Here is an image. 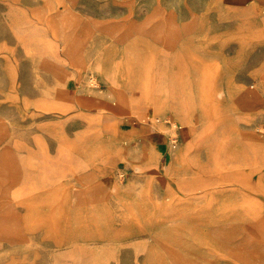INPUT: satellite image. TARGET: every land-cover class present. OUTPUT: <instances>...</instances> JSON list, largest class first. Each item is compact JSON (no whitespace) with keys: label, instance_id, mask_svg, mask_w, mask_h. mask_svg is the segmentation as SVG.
Instances as JSON below:
<instances>
[{"label":"rangeland","instance_id":"374dc122","mask_svg":"<svg viewBox=\"0 0 264 264\" xmlns=\"http://www.w3.org/2000/svg\"><path fill=\"white\" fill-rule=\"evenodd\" d=\"M222 9L0 0V264H264V166L242 162L221 121L262 140L264 102L224 66L238 52L213 37ZM140 66L204 146L184 155L193 135L170 111L149 112L147 133L133 118L123 128L107 79L139 97ZM142 91L154 93L149 80Z\"/></svg>","mask_w":264,"mask_h":264},{"label":"crops","instance_id":"0c3cea01","mask_svg":"<svg viewBox=\"0 0 264 264\" xmlns=\"http://www.w3.org/2000/svg\"><path fill=\"white\" fill-rule=\"evenodd\" d=\"M221 1L223 5L222 15L221 18L217 17L216 22H222V30H218L213 34V37L223 39L224 50L226 48L225 46L229 44L230 52L231 45L234 46L235 50L238 52L237 56L232 57L229 55L228 58H224V66L229 67L231 65L230 63L237 64L239 72L238 79L240 80L239 85L246 88L252 87L253 84L257 86V91L252 98L255 102H264V0ZM235 41H237V44ZM190 54L192 53L190 52ZM210 60L211 59H208V61ZM212 60L215 61L214 57ZM227 62L229 63L227 64ZM196 64H198L197 61ZM128 67L134 68L131 63L128 64ZM202 67L208 71L204 64H202ZM138 70H136L139 72L138 77H141V82L136 87L141 93V96L139 97H129L125 94L124 88L120 87L122 79L113 78L107 80L110 83V90L118 96L117 99L119 106L116 110L120 115L125 117V121L122 123L123 128H125L126 119L133 118L137 124L142 125L143 128L145 127V133H147V131H149L147 125H149V120L151 118L148 116L149 112L151 115L152 112L155 111H164L165 114H167L168 111L173 112V109L171 107V100L168 96H159L156 94L161 83V76L158 74L157 80L151 79L154 68L148 69L144 66H140ZM192 71L194 70L192 69ZM145 80H149L153 87L154 93L151 96L143 94L142 89ZM174 116L173 112L170 118L167 117L171 127L178 130L188 128L193 135L192 139L187 143L184 155L193 152L194 148L198 145L204 146L207 143L202 135H196L195 127H175ZM232 117L233 116H230V113H228L227 115L225 114L224 118L221 120L223 122V133L225 135H235V138L232 141L235 142V144L240 145L242 149H246V152L249 155L241 150L244 156L248 155L247 158L243 157L241 159L243 163H245L244 161H252L257 157L256 160L258 161V164L264 166V138L262 140H255L247 137L245 138L239 134L237 135L239 132L237 131L235 120L232 119ZM238 117L239 119H242L240 116ZM230 124L234 125L230 126ZM140 132V130L134 131L133 134L134 136H138ZM214 140L215 136L212 135L211 142H214ZM111 150H114L112 142H110V145L106 146V148H100L98 151L100 153H110ZM151 155L154 158L157 156V153H151ZM116 162L117 158L114 155H110L107 163L111 165ZM256 171L257 176H260V168H256ZM258 180L264 181V177L259 178Z\"/></svg>","mask_w":264,"mask_h":264},{"label":"bare ground","instance_id":"6f19581e","mask_svg":"<svg viewBox=\"0 0 264 264\" xmlns=\"http://www.w3.org/2000/svg\"><path fill=\"white\" fill-rule=\"evenodd\" d=\"M188 101H191V100H190V99H188V100H187V99H185V101H184V102H188ZM183 107H184V110H187V109H189V107H190V106H189V104H188V103H186V104H184V105H183Z\"/></svg>","mask_w":264,"mask_h":264}]
</instances>
